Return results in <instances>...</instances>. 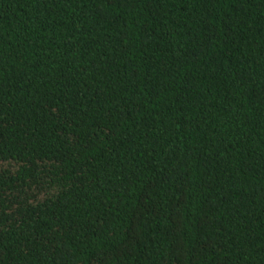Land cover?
I'll list each match as a JSON object with an SVG mask.
<instances>
[{
    "label": "trees",
    "instance_id": "trees-1",
    "mask_svg": "<svg viewBox=\"0 0 264 264\" xmlns=\"http://www.w3.org/2000/svg\"><path fill=\"white\" fill-rule=\"evenodd\" d=\"M0 264H264V0H0Z\"/></svg>",
    "mask_w": 264,
    "mask_h": 264
}]
</instances>
